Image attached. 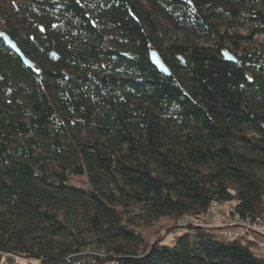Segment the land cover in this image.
<instances>
[{
	"label": "trees",
	"instance_id": "16d2710c",
	"mask_svg": "<svg viewBox=\"0 0 264 264\" xmlns=\"http://www.w3.org/2000/svg\"><path fill=\"white\" fill-rule=\"evenodd\" d=\"M215 204L264 218V0H0V264H264Z\"/></svg>",
	"mask_w": 264,
	"mask_h": 264
},
{
	"label": "rangeland",
	"instance_id": "374dc122",
	"mask_svg": "<svg viewBox=\"0 0 264 264\" xmlns=\"http://www.w3.org/2000/svg\"><path fill=\"white\" fill-rule=\"evenodd\" d=\"M69 183L72 186L82 188L84 190H89L88 180L85 177H71L69 179ZM228 208L229 207H220V208H217L215 211L212 210L211 212L208 213V215H205L202 217V219L205 221L202 222V220H199V221L196 220V223H202L204 225L210 224V223H211V225H220V226L223 225L224 226L223 229H225V230L237 232L241 235L245 234L243 232L244 225L240 224L241 222H239L238 220H236V222L239 223V225L233 226V227H230L229 225L226 226L227 220H224V217L228 213V210H230V208L229 209ZM207 220H209L210 223L209 222L206 223ZM230 221L231 220H229L228 222H230ZM232 223H234V222H232ZM175 226H176V222H174L172 220L164 219L163 221L156 224L152 228L151 233L145 235V239L147 241L148 240L154 241V240H156V238L159 234V236L166 238V242H168L171 240L172 236L174 235V234H170V233L175 232V235H180L184 232V230H180V227H183L181 225V223H178V225H177L178 228H176V229H174ZM243 237H246V238H243L244 243H251L252 242V244L255 245V250L261 254H264V233L253 232V233H251V235H244ZM15 260L17 261L18 259H15ZM19 260H18V262H19ZM19 264H31V263H29L28 261H26L24 259ZM35 264H37V263H35Z\"/></svg>",
	"mask_w": 264,
	"mask_h": 264
},
{
	"label": "built area",
	"instance_id": "2783aa9c",
	"mask_svg": "<svg viewBox=\"0 0 264 264\" xmlns=\"http://www.w3.org/2000/svg\"><path fill=\"white\" fill-rule=\"evenodd\" d=\"M217 208H219L218 205H213L211 211H215ZM232 211V210H231ZM208 215V214H207ZM224 220H227V225H229L230 227H233V226H237L239 225V223L236 222V220H238V218H232L230 216H225L224 217ZM229 220H231L230 222H228ZM239 222H241L240 224L244 225L243 227V232L245 234H239L237 232H232V231H229V230H225L223 229V225H211L210 224H203L205 227H220L222 228V232H221V235L226 238L227 240H243V238H246V237H243L244 235H251V233L255 232V233H264V219H256L255 221L254 220H238ZM234 222V223H232ZM207 223V222H206Z\"/></svg>",
	"mask_w": 264,
	"mask_h": 264
},
{
	"label": "water",
	"instance_id": "95a60500",
	"mask_svg": "<svg viewBox=\"0 0 264 264\" xmlns=\"http://www.w3.org/2000/svg\"><path fill=\"white\" fill-rule=\"evenodd\" d=\"M3 38H4L5 43L8 45V47L21 58L24 65H26V66H32L33 65V63L22 54V52L18 48L16 42L11 40L6 34L3 35ZM223 56H224L225 60H227V61L234 62V63L237 62V60L228 51H224ZM54 57H55V55H54ZM150 58H151V62L153 64V66L155 68L166 73L167 75L170 74L167 67L165 66L163 60L161 59V57L159 56V54L157 52H155V51L152 52L150 55Z\"/></svg>",
	"mask_w": 264,
	"mask_h": 264
},
{
	"label": "snow or ice",
	"instance_id": "6c2138e0",
	"mask_svg": "<svg viewBox=\"0 0 264 264\" xmlns=\"http://www.w3.org/2000/svg\"><path fill=\"white\" fill-rule=\"evenodd\" d=\"M189 2H191V0H189Z\"/></svg>",
	"mask_w": 264,
	"mask_h": 264
}]
</instances>
